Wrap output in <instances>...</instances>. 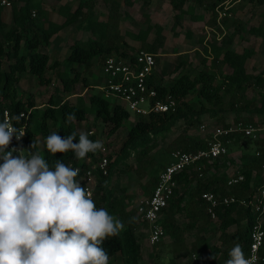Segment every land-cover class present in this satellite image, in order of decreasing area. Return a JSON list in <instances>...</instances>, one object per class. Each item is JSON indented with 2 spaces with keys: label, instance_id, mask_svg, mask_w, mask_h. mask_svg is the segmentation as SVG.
<instances>
[{
  "label": "trees",
  "instance_id": "trees-1",
  "mask_svg": "<svg viewBox=\"0 0 264 264\" xmlns=\"http://www.w3.org/2000/svg\"><path fill=\"white\" fill-rule=\"evenodd\" d=\"M8 1L9 6L0 4V120L3 111L8 110L14 116V124L25 122L23 156L33 158L37 162L38 170L49 181L54 182L58 190L80 188L84 182L83 172L89 166L87 159L90 158L91 164L101 156V152L93 144L97 142L100 146L103 145L90 126L86 130L81 129L82 121L88 114H92L94 128L100 120L110 125L107 134L111 135L124 126L130 116L118 103L106 98L103 92H92L88 102L78 96L75 103L71 104L67 98L75 91L79 80L86 82L84 77L81 78L82 71L89 69L95 58L99 61L101 69L107 56H129L138 49L153 53L157 63V53L164 45V37L157 30L156 38L145 42L147 29L139 36L142 40L141 46L134 52H126L121 47V37L117 35L114 13L109 14L106 21L97 22L93 19L94 12L90 7L86 12L83 10L88 6V0H79L73 11H69L65 6L63 21L51 23L50 27L45 21L42 5L44 2L55 4L57 0ZM235 1L264 4V0H169V3L174 11V25L179 29L184 13H190L194 18L202 16L193 15L194 8L198 6L211 12V24L220 30L214 17L219 9L228 8L227 5ZM6 7L9 8L6 10ZM227 10L232 11L230 8ZM225 21L226 18L222 20L224 23ZM74 22H78L80 29L92 34L97 33L98 38L75 40L70 45L69 54L64 58V69L60 70L58 60L49 62V55L41 51L40 46L47 45L55 33ZM189 32L190 30H187L186 34L191 38ZM235 32L223 35L220 40L212 39L203 44L206 55L201 59L202 66L199 70L181 69L184 64L180 61L169 71L171 74H177L168 84L156 83L155 75L150 74L158 97L169 94L175 99L174 110L151 113L145 118L137 117L135 122L127 127L126 138L120 149L121 156L111 162L107 154V174L95 172L97 184L91 199L84 203L64 199V207L69 212L54 220L63 233L74 227L78 221H85L93 215L100 218L101 226H91L83 231L73 247H58L55 253L50 250L26 253L30 259L38 260L41 264H113L108 259L119 253L122 256V264H138L142 249L136 231L140 226L146 225V222L136 214L135 208L127 209L124 198L114 196L109 187L111 176L118 171L115 167L117 160L125 159L131 150L135 151L138 164L135 171L138 174L142 170L146 171L148 178L142 187L144 193L149 195L156 185L159 172L170 160L158 161L155 157L147 156L148 152L156 146L155 137L169 131L177 121L183 120L185 127L191 129L200 126L202 115L207 114L226 125L223 113L233 112V122H255L254 116H258V122L255 123L264 124V68L259 73L249 71L247 63L253 54L252 48L245 47L242 52L231 49ZM247 34L264 38V25L250 26ZM47 69L55 73L61 89L52 92L46 104L39 109L35 104V94L30 92L23 96V90L18 83L21 75L27 74L34 77L38 85L53 84V78L45 76ZM249 88L256 90L255 97L247 96ZM21 111L29 114L18 122V114ZM243 113L248 115L241 116ZM208 137L179 135L171 142L169 149L196 151L206 148ZM225 139H230L229 144L233 146L246 144L254 147L252 159L239 166V172L243 174L244 179L234 184L230 190L237 197L251 199L264 184V139L252 140L239 132L225 136L223 140ZM0 153V181L4 182L10 176L21 177L18 185L11 183L0 193V207L19 216L27 212V208L34 210L38 203L46 202V188L25 173L21 166L20 154L3 150L1 147ZM217 160L205 163L201 172L195 170L192 165L175 175L177 186L167 207L163 209L159 224L164 234L173 238L170 243L173 252L185 251L184 255H193L208 250L201 256L205 264H240L248 253L252 224L264 212H255L250 205L239 206L231 203L215 209L220 229L219 244H206L195 235L190 247L184 244V230L196 227V222L202 220L197 226V229L202 231L211 218L208 204L201 198V194L204 191L225 192L223 188L226 181L235 174H228L227 166ZM227 161L230 163L232 160L228 158ZM5 167L8 172H4ZM73 167H79V172L74 173ZM199 173L202 175L199 176ZM10 188L14 189L12 193L8 192ZM49 202L56 209H61L58 200ZM179 211L189 212L191 216L190 222L184 227L174 217L175 212ZM233 225L236 226L235 230L228 231ZM22 226L25 227L26 222H22ZM262 227L264 230V223ZM44 233L47 234V231ZM52 233L53 230H50V234ZM161 240L152 246L161 245ZM16 242L26 241H19L16 234L0 230V264H12L11 261L15 258L13 244ZM30 245L31 243H28L29 247ZM259 254L263 258L260 264H264V242ZM154 255L157 256V253Z\"/></svg>",
  "mask_w": 264,
  "mask_h": 264
},
{
  "label": "rangeland",
  "instance_id": "rangeland-1",
  "mask_svg": "<svg viewBox=\"0 0 264 264\" xmlns=\"http://www.w3.org/2000/svg\"><path fill=\"white\" fill-rule=\"evenodd\" d=\"M78 1L57 0V2L55 1L56 4H43L47 25L50 27L51 23H61L64 19L65 6L69 8V11H73ZM88 1V6L83 10L86 12L88 10L87 8L90 7L94 12L93 19L97 22L106 21L109 14L114 13L116 30L118 31L117 35L121 37V42H123L121 47L126 52H134L141 46L142 40L139 36H142L145 30L148 29L144 36L145 42L153 41L158 34L157 30L160 31L159 34L164 37V45L157 53L154 74L155 79L163 84L171 83L173 76L177 72L171 74L169 71L180 61H183L184 64L181 69L192 68L199 70L202 66L201 59L206 55L203 51V44H207L212 39L220 40L223 35H231L234 31L236 32L233 35L231 49L236 52H242L245 47L252 48L253 54L247 63L249 71L259 73L264 68V38L247 34L250 26L264 25V4L235 1L231 7H228L232 10L231 12L227 10L228 8L219 9L214 17L215 23L220 29L218 30L211 24V12L204 11L203 8L198 6L194 8L193 15L202 14V16L194 18L191 17L190 13H184L182 15V25L179 29V27L174 25V11L169 0ZM7 8L9 7L5 9L7 10ZM222 11H225L229 15H220ZM7 17L8 13L5 14L6 19ZM224 18H226L225 23L222 22ZM77 23L74 22L72 25L62 28L61 31L51 37L47 45L40 46V50L49 55V62L58 60L60 70L64 69V58L69 54L70 45L75 40L85 41L89 37L98 38L97 33L92 34L89 31L80 29ZM187 30H190L189 34L192 36L191 38H188L186 34ZM99 67L100 63L95 58L93 59L91 67L82 71L81 78L84 77L86 82L83 83L82 80H79L75 91L67 98L71 104L75 103L78 96L83 97L85 102H88V98L92 92L102 93L100 86L102 85L103 75ZM45 76L53 78V84L38 85L35 82V78L27 74H22L18 83V86L23 90V96L30 92L35 94V104L39 109L46 104L52 92L61 89V84L52 70L47 69ZM247 96L249 98L255 97L256 90L249 88L247 90ZM111 99L116 101L115 98ZM241 116H247V113H243ZM223 117L225 118V123L231 122L235 118V114L233 112H225L223 113ZM254 118V121L258 122L256 120L258 116ZM92 119V114H88L80 125L81 129L86 130L88 126L94 129L99 140L106 146L110 161L115 162L116 158L121 156L120 149L126 138L127 127L135 122L136 117L131 113L124 126H121L111 135L107 134L110 127L109 124L98 120L94 128ZM201 120L202 124L205 125V131L201 129L202 124L188 129L185 127L183 120L177 121L169 131L155 137L156 146L148 152L147 156L155 157L156 160L161 162H168L171 159L170 153L172 151L169 147H171V142L174 138L184 134L208 137L216 126L224 125L215 118L209 117L207 114H203ZM134 152V150H131L128 157L117 160L115 167H117L118 171L111 176L109 182V187L113 190L114 196L123 197L127 209L134 208L139 198L146 195L142 185L146 182L148 175L145 170H142L140 174L135 171L138 164ZM228 152L227 155L219 158L217 161L227 166L228 174L231 175L239 171V166L243 162L252 159L254 147L246 144L241 146L229 144ZM228 158L232 160L230 163L227 161ZM21 166L24 170V162L22 160ZM9 179L15 185L21 182L19 175L17 177L10 176ZM13 191L14 189L12 188L8 190L10 193ZM1 202L2 200L0 198ZM59 204L61 209H56L49 201H44L38 203L34 207V210H28L27 208V212L19 215L22 222H26L25 227L28 231V238L26 242H21L19 247L15 249V258L12 259V264H41L38 260L30 259L26 253H37L48 250L55 253L58 247H73L83 231L91 226H101L100 218L93 215L85 221H78L67 232H61L59 227L54 223V220L61 217L64 213L69 212V210L64 207V201H59ZM12 206L13 204L8 209ZM174 217L182 227L190 222L191 218L189 212L187 213L185 211L175 212ZM261 218L264 222V212ZM201 223L202 220L196 222V227L183 231L184 244L190 247L191 242L194 240V235L201 238L206 244H219L221 241L219 239V221L210 218L209 223L203 228L204 230L199 231L197 226ZM235 228L236 226L233 225L228 228V231H233ZM50 230H53L52 234H50ZM46 231L49 236L44 233ZM136 233L142 249V255L138 264H205L201 256L206 254L208 250L193 255H184L185 251H182L183 253L173 252L170 244L173 238L167 234H164L162 237L161 245L153 247L148 242L149 229L147 224L140 226ZM28 243H31L30 247ZM155 253H157V256L154 255ZM1 259L2 255L0 253ZM108 260H111L113 264H122V256L119 253Z\"/></svg>",
  "mask_w": 264,
  "mask_h": 264
},
{
  "label": "built area",
  "instance_id": "built-area-1",
  "mask_svg": "<svg viewBox=\"0 0 264 264\" xmlns=\"http://www.w3.org/2000/svg\"><path fill=\"white\" fill-rule=\"evenodd\" d=\"M0 4L9 6L10 2L8 0H0ZM226 14L225 11H222L220 15ZM155 66V55L145 49H138L135 53L129 54V56H107L101 66L103 81L100 88L103 95L106 98H115L116 103L126 110L129 115L132 113L136 118H145L151 113L174 110L176 106L175 99L169 94L159 98L157 90L150 80V74L153 73ZM28 114L29 112L21 111L18 114V122L21 118H27ZM225 124L216 126L210 132L206 148L196 151H184L178 148L172 150L170 153L171 159L159 172L152 192L140 198L135 204L136 214L148 226V242L150 245L160 241L164 236V230L159 224V220L163 217V209L167 207L174 188L177 186L175 175L192 165L195 170L201 172L200 170L204 168L205 163H210L227 155V144H229L230 139L223 140L225 136L239 132L252 140L264 139V124L255 122L244 124L241 121H231ZM201 129L205 131L204 124L201 125ZM24 135L25 122L14 124V116L8 110H4L0 120V147L3 150L15 151L20 154L24 162L25 173L32 180L46 188L48 192L46 201L54 199L64 201V199L68 198L75 203H84L86 200L91 199L97 184L95 172L98 171L102 175L107 174L108 153L104 144L101 146L97 142L93 144L95 148L99 149L101 156L91 164L90 158L87 159L89 166L83 172L84 182L82 186L68 191H61L58 190L54 182L49 181L38 170L37 162L33 158H24ZM8 171V168L5 167L4 172ZM73 172L78 173L79 167H73ZM198 175L201 176L202 174L199 173ZM243 179V174L237 171L226 181L223 188L225 192L204 191L201 194V198L208 204V212L211 218H217L215 211L217 207L227 206L231 203L239 206L250 205L255 212L262 213L264 211V184L255 192L251 199L237 197L231 193V187ZM10 184L9 178L4 182L0 181V193ZM261 216L262 214L252 224L248 253L240 264H260V261L263 260L259 254V249L264 242V230L262 227L264 222ZM0 230L16 234L19 241H26L28 238V231L26 227L22 226L20 217L9 213L2 207H0ZM42 239L44 240V238ZM19 244L20 242L14 243L13 249H17Z\"/></svg>",
  "mask_w": 264,
  "mask_h": 264
},
{
  "label": "crops",
  "instance_id": "crops-1",
  "mask_svg": "<svg viewBox=\"0 0 264 264\" xmlns=\"http://www.w3.org/2000/svg\"><path fill=\"white\" fill-rule=\"evenodd\" d=\"M43 4L50 5V4H47V3H45V2H44ZM55 4H56V3H55ZM231 5H232V3H231V4H228L227 6H228V7H231ZM60 31H61V30H60ZM57 33H58V32H57ZM153 74H154V71H153ZM154 75H155V74H154ZM173 77H174V76H173ZM155 80H156V79H155ZM156 83H161V82H159V81L156 80ZM162 84H163V83H162ZM247 115H248V114H247ZM254 117H255V116H254ZM227 171H228V170H227ZM142 197H143V196H142ZM142 197H140V198H142ZM140 198H139V199H140Z\"/></svg>",
  "mask_w": 264,
  "mask_h": 264
}]
</instances>
